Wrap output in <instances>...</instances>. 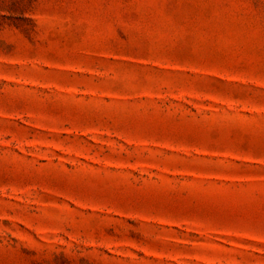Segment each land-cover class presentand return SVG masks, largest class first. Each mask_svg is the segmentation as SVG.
<instances>
[{"label":"rangeland","instance_id":"rangeland-1","mask_svg":"<svg viewBox=\"0 0 264 264\" xmlns=\"http://www.w3.org/2000/svg\"><path fill=\"white\" fill-rule=\"evenodd\" d=\"M0 264H264V0H0Z\"/></svg>","mask_w":264,"mask_h":264}]
</instances>
